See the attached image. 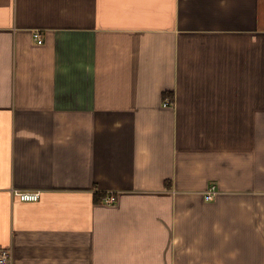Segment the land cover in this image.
<instances>
[{
  "label": "crops",
  "instance_id": "crops-1",
  "mask_svg": "<svg viewBox=\"0 0 264 264\" xmlns=\"http://www.w3.org/2000/svg\"><path fill=\"white\" fill-rule=\"evenodd\" d=\"M1 248L264 264V0H0Z\"/></svg>",
  "mask_w": 264,
  "mask_h": 264
},
{
  "label": "built area",
  "instance_id": "built-area-1",
  "mask_svg": "<svg viewBox=\"0 0 264 264\" xmlns=\"http://www.w3.org/2000/svg\"><path fill=\"white\" fill-rule=\"evenodd\" d=\"M34 37L38 41V43H42V36L39 32L34 33ZM16 195L21 199L25 201H38L40 194L38 192H30V191H18L16 192ZM215 191L214 189H211L207 192L205 195V198L207 200H210L214 197ZM116 201V196L114 194H110L107 197H105V203L107 204H113ZM11 263V252L8 249L1 248L0 249V264H10Z\"/></svg>",
  "mask_w": 264,
  "mask_h": 264
}]
</instances>
